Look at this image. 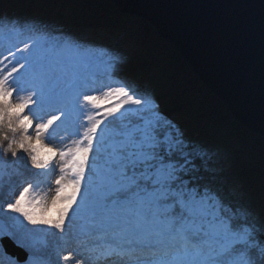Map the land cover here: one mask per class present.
I'll return each mask as SVG.
<instances>
[{
	"label": "snow or ice",
	"instance_id": "snow-or-ice-1",
	"mask_svg": "<svg viewBox=\"0 0 264 264\" xmlns=\"http://www.w3.org/2000/svg\"><path fill=\"white\" fill-rule=\"evenodd\" d=\"M62 48L25 42L16 50L17 67L0 75V163L18 152L35 169L47 170L57 155L62 161L50 199L38 197L28 183L6 206L0 204V219L14 229L0 226V240L7 236L25 250L23 264H35L37 245L46 247L49 235L59 236L55 255L63 264L74 258L71 251L60 255L70 240L86 253L75 264H264V204H226L228 183L231 195L245 199L239 185L221 175L213 156L164 117L151 96L126 86L89 94L99 89L73 70V59H82L87 49L70 39ZM122 62L115 55L112 70ZM114 95V106L97 102ZM33 126L37 139L47 134L55 141L58 130L69 127L80 139L73 147L41 153L27 134ZM21 217L47 227L27 228ZM76 219L83 223L73 232ZM7 264L20 261L9 257Z\"/></svg>",
	"mask_w": 264,
	"mask_h": 264
},
{
	"label": "trees",
	"instance_id": "trees-1",
	"mask_svg": "<svg viewBox=\"0 0 264 264\" xmlns=\"http://www.w3.org/2000/svg\"><path fill=\"white\" fill-rule=\"evenodd\" d=\"M85 24H90L91 31L96 34L99 30L122 34L125 46L112 49L110 45L100 43L97 58H92L87 67L74 59V70L89 78L96 88L114 80L122 84L124 79L129 80L140 94L151 96L160 113L189 141L203 146L213 156L221 175L239 185L245 199L231 195V183H228L223 193L226 204L247 202L257 208L264 204V135L238 121L228 104L210 90L178 48L163 38L148 20L121 11L113 0H0L3 43L9 40L28 42L31 37H43L58 47L61 40L70 38L84 47L86 43L83 44L76 35L79 27ZM19 33H24L20 40ZM115 55L122 57L123 62L117 63L113 71L110 61ZM120 71H127L123 78H119ZM3 131L5 129H0V133ZM8 135L14 134L8 132ZM15 135L18 138L19 133ZM6 158L19 166L13 180L21 172L26 175L40 172L32 167L26 153L18 152L15 157L8 154ZM7 182L1 187L0 202L1 194L5 196L10 192L6 188ZM23 223L27 228L47 227ZM44 240L47 246L37 245L35 263L62 264L52 247L54 243H60L59 236L49 235ZM9 257L15 259L4 251L0 242V264H7Z\"/></svg>",
	"mask_w": 264,
	"mask_h": 264
},
{
	"label": "water",
	"instance_id": "water-1",
	"mask_svg": "<svg viewBox=\"0 0 264 264\" xmlns=\"http://www.w3.org/2000/svg\"><path fill=\"white\" fill-rule=\"evenodd\" d=\"M171 41L234 117L264 135V0H113ZM19 260L13 239L0 240Z\"/></svg>",
	"mask_w": 264,
	"mask_h": 264
},
{
	"label": "rangeland",
	"instance_id": "rangeland-1",
	"mask_svg": "<svg viewBox=\"0 0 264 264\" xmlns=\"http://www.w3.org/2000/svg\"><path fill=\"white\" fill-rule=\"evenodd\" d=\"M79 29H80V31L77 33L76 36L78 38H80L81 40H83L82 41L83 44L86 43V44H84L83 48L87 49V51L79 54L83 58L77 59V60L80 62V64L81 63L85 64L86 65L85 67L88 66V64L91 62L92 58L96 59L97 56L99 55V54H97V50L99 49L98 44L105 43L107 45H111L112 49H115V44L116 43L119 44L118 41L117 42L115 41L116 43H114V45L109 44L110 41H108V38L109 37L114 38L116 36L119 37L120 39L122 38V36H121L122 34L115 35L112 33L104 32L102 30H99V33L96 34V33L91 31V25L90 24H85V25H83V27H79ZM23 35H24V33H19L18 39L20 40L21 38H23L24 37ZM100 35H101V38H100ZM102 35H105V36H102ZM2 37H4V36H2L0 33V75L6 74L8 71L11 70L12 67H17V60L19 58V53L16 50L21 48L23 46V43L26 42L25 41V42H20V43H13V42H11V40H9L6 43H3L2 40L4 38H2ZM41 38L31 37L28 40L30 41V43L32 40H37L41 44H44L49 48L53 47V45H51L45 38H43V37H41ZM69 39L70 38H65L64 40H61L60 45L58 47L55 46L56 50L61 51V52L64 51V49L62 48V45H63L65 40H69ZM70 40H72V39H70ZM9 51L16 53L15 57L10 56ZM71 55L73 57H75L77 54L72 53ZM65 59H67V56H65ZM100 60L101 59L99 58V61ZM19 63H23V61H19ZM20 71L22 72L23 69H20ZM127 71H120V73L118 74L120 76L119 78H123V75H125L127 73ZM17 75H18V73H13V77H15ZM123 81H124L123 84L122 83H115V82L100 84V86L98 87L99 91H96V92L91 93V94L100 95V93H102L108 87H121V86H126L131 91H133L135 94H138L132 88L129 80L124 79ZM22 95H26V93H22ZM15 99H16V97L14 94V96L12 97L13 103H15ZM118 99L119 98L114 95L113 97H110L107 100L101 98L97 102L99 104H101L104 108H106L109 105L114 106L115 102ZM102 110L103 109L98 110V111H100L102 113ZM159 111H160V109H159ZM52 114H56V113H52ZM25 115H29L30 118H33V117H31V115L29 114L27 109H25ZM85 115H87V113H85ZM45 118H47V117H45ZM81 121L83 122L84 126L87 125V121L84 120L83 117H81ZM37 122L38 121H36L33 118V125H35V123H37ZM56 123H59V121H57ZM83 130H84V127H81L79 129L80 132H83ZM75 131H76V129L74 127H69V128H67V130H64L63 128H61L60 130H58L57 139L55 141H50L49 139H47V134H43L42 138L37 139L36 135H35L34 126L29 129V132L27 134L32 136L33 137L32 142L39 145L40 149H42V151H44L47 154V153H49V149L64 150L67 147H73L74 146L73 142L75 140L80 139V137L78 135L74 134ZM60 137H64V139L61 141L59 139ZM4 159L7 161V163L6 164L0 163V193L2 191L1 187L6 181H8L6 188H7V190L9 189L10 192L6 193L5 196H2V194H1V200L2 201L0 202V204H4L6 206V203L11 202V199H14L15 196L18 195L19 192L23 190V187L27 186L28 183H33V185H34L33 192L38 197H45L46 196L48 199H50L55 194V187H56L55 180L60 175H62V173L60 171V164L62 163V161L60 160L58 155L56 157H54L52 163L49 165V168L47 170L38 169V171H40V172L34 171V173L31 175H26V174L21 172V175L16 180H13V177H15V175L19 172L18 164L14 161L8 160L6 157H4ZM37 181H39V184L36 183ZM73 208H75V205L73 206ZM11 215L17 216L19 214L12 213ZM69 215L70 216L72 215L71 211H70ZM20 219H22V217ZM81 223H83V221L80 219H76L73 222V232L78 230V227ZM66 224H67V221H66ZM0 226H3L4 230H6V231H14V229L12 227V222L7 221L6 219H0ZM55 246H56V244L54 243L52 246L53 250H55ZM77 248H78V243L76 240H70L68 243L64 244V251L61 252V256L67 255L68 252L71 251L73 254V257H74L71 261L68 262V264H75L76 259H82V260L84 259V256L86 255V253L83 252L82 246H80L81 251H79V252L76 250ZM51 251L49 253H51ZM53 253H55V252H53ZM40 264H42V263H40ZM54 264H56V263H54ZM62 264H63V261H62ZM103 264H113V261L112 260H106L103 262Z\"/></svg>",
	"mask_w": 264,
	"mask_h": 264
},
{
	"label": "bare ground",
	"instance_id": "bare-ground-1",
	"mask_svg": "<svg viewBox=\"0 0 264 264\" xmlns=\"http://www.w3.org/2000/svg\"><path fill=\"white\" fill-rule=\"evenodd\" d=\"M123 12H125V11H123ZM128 13V12H127ZM131 15H133V17L134 16H138V15H134V14H131ZM102 36H105V35H102ZM122 36V38L120 39L119 37H114V38H111V37H109L108 38V41H110V43L109 44H113L114 45V43H116L117 41H118V43L119 44H115V48H124V46H125V43L123 42V35H121ZM100 38H101V36H100ZM103 38V37H102ZM164 38V37H163ZM167 40V39H166ZM116 41V42H115ZM169 41V40H168ZM169 42H171V41H169ZM111 46V45H110ZM168 114H169V111H168ZM170 115L172 116V114L170 113ZM14 258L15 259H18L16 256H14ZM19 260V259H18ZM20 261V260H19ZM21 262V261H20ZM23 262V261H22Z\"/></svg>",
	"mask_w": 264,
	"mask_h": 264
}]
</instances>
